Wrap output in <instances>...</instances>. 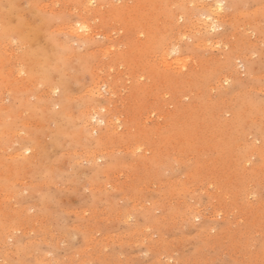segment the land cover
I'll return each mask as SVG.
<instances>
[{"label": "rangeland", "instance_id": "1", "mask_svg": "<svg viewBox=\"0 0 264 264\" xmlns=\"http://www.w3.org/2000/svg\"><path fill=\"white\" fill-rule=\"evenodd\" d=\"M0 264H264V0H0Z\"/></svg>", "mask_w": 264, "mask_h": 264}, {"label": "bare ground", "instance_id": "2", "mask_svg": "<svg viewBox=\"0 0 264 264\" xmlns=\"http://www.w3.org/2000/svg\"><path fill=\"white\" fill-rule=\"evenodd\" d=\"M220 10V5H213L212 6V8H211V10H209V11H211L210 13H212V14H215V13H217L218 11ZM223 13V12H222ZM212 23V20H211V18H210V16H207L206 17V19L203 21V26L204 27H206V28H210V30H215V28H214V26L211 24ZM84 30H85V27H75L74 29H73V31L74 32H80V31H82V32H84ZM226 32V31H225ZM261 41V40H260ZM37 46V45H36ZM50 94V93H49ZM96 114V113H95ZM94 115V114H93ZM93 115H92V117H93ZM98 115V114H97ZM97 117V116H96ZM221 122V121H220ZM112 124V123H111ZM116 125V124H115ZM111 126V125H110ZM113 127H114V125H113ZM262 155V154H261ZM84 260H86V259H84Z\"/></svg>", "mask_w": 264, "mask_h": 264}]
</instances>
